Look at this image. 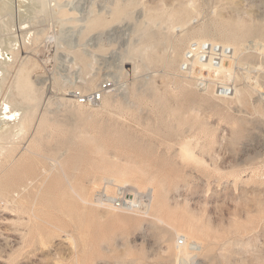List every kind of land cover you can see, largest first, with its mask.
Instances as JSON below:
<instances>
[{"label":"rangeland","instance_id":"obj_1","mask_svg":"<svg viewBox=\"0 0 264 264\" xmlns=\"http://www.w3.org/2000/svg\"><path fill=\"white\" fill-rule=\"evenodd\" d=\"M40 1L48 5L42 11L34 6L35 23L31 16H11L13 40L3 32L5 17L0 15L3 44L12 42L0 56V124L14 125L23 104L33 113L22 135L15 136V130L9 145L7 139L0 141V146H10L9 153L0 150V187L10 183L17 189L15 194L4 189L15 198V209L0 198V264H176L177 241L183 237L177 234L199 243L191 264H264V0H194L201 16H191L188 32L217 24L221 15L228 23L237 18L245 20L247 28L251 23L252 34L259 29L261 35L251 34L249 40L254 41L237 53L236 85L247 92L240 102L195 91L178 72L188 47L169 46L179 30L149 23L160 7L169 11L189 0ZM117 7L128 10L116 16ZM99 18L102 22H96ZM32 31L28 43L25 34ZM155 35L161 39L155 40ZM172 56L177 60L170 68L166 62ZM28 60L29 81L38 93L35 104L24 101L15 89L16 71ZM107 79L115 85L98 105L74 102L71 92L86 94ZM5 100L16 102L15 109L7 110ZM185 144L191 158L181 150ZM29 156L33 162H27ZM112 173L126 177L139 192L158 195L162 205L157 200L155 209L151 206L145 214L91 205L94 184L105 177L115 180ZM23 175L35 193L27 188L25 192ZM15 177L17 182L22 177L18 183L24 188L18 183L21 187L15 188ZM84 189L89 207L78 204L86 197ZM48 190L60 193L53 199ZM75 192H82L81 198ZM45 197L53 202L45 204ZM32 223L38 231H31ZM26 233L35 235L30 236L33 242ZM42 235L45 240L40 242ZM22 236L28 237L24 241Z\"/></svg>","mask_w":264,"mask_h":264},{"label":"bare ground","instance_id":"obj_2","mask_svg":"<svg viewBox=\"0 0 264 264\" xmlns=\"http://www.w3.org/2000/svg\"><path fill=\"white\" fill-rule=\"evenodd\" d=\"M44 1V0H43ZM52 2L54 1L55 2V4H57L58 3V1L59 0H51ZM38 4V9H39V11H42L47 5H48V3L45 1V2H42V1H40V0H0V15H3V16H1L2 18L3 17H5L4 18V20H2V22H4V29H3V32L5 31V33L7 32L8 33V35H9V39H10V37H11V39L13 40L15 37H13V35H10V34H12V33H9V32H11V26H10V24H9V22H11V16L12 15H14L15 17H20L21 19L22 18H26L27 16H31L32 18H33V23H35V20H38V18H37V16H34L33 17V15H35L36 13H37V8H35L34 6L35 5H37ZM128 4V3H127ZM126 4V5H127ZM130 4V3H129ZM124 6V5H123ZM131 7V6H130ZM129 8V7H128ZM157 8H159V7H157ZM45 10V9H44ZM128 10V9H127ZM126 9H122V7H117L116 9H115V12H114V14L116 15V16H122L124 13H125V11H127ZM154 12V11H153ZM155 14V15H154ZM154 14H152V18L150 19V22L149 23H152L151 25H154L153 23H155V24H157V23H159V24H165V26H168V31L170 30V32H174L175 30H176V28L179 30V37H178V39L177 40H175V41H171L169 44V46H171L170 48H172V47H174L176 50H177V48H179V47H182V46H187V47H190V46H192V44H194V43H197V42H212V43H219V44H223V45H226V46H229L230 48H232L233 50H234V57H233V59H231V60H229V61H227L226 63H224V65L222 66V68L217 72V74L218 75H220V76H222L223 78H224V80L225 81H227V82H231V83H233V85H234V95L232 96V97H230V98H226V99H220V100H224V101H226V100H228V99H235L236 100V102L239 100V97L241 96V94H243V92L245 93V94H247V92L245 91V89H238L237 87V85H236V76H238V74H237V71H236V68H237V66H238V64H240V62H239V57H238V55H237V53H239V52H241V51H245L244 49H245V47L247 46V44L249 43V41H254V37L253 36H255L256 34H257V32H258V34H260L259 33V29L258 30H256L255 32L256 33H253V34H255V35H253L252 34V30L251 29H249V28H251V23L249 24L250 25V27L249 28H247L246 27V21L245 20H241V19H239V18H237L235 21H233V19L231 20L233 23H231V22H229V23H231V24H229L228 23V21L229 20H227V22L224 20V18H222L223 16L221 15V16H219V15H217V16H219L218 18H219V20H221V21H218V23L217 24H215V25H206V24H204V25H201L202 23H204V22H202V23H200V27L198 28V29H194L193 31H192V29H191V32H188V27L189 26H191L190 24H191V16L193 15H195V18H198V17H200L201 16V13L198 11V7L196 6V4H195V2H194V0H189V4H186V5H179L178 7H176L175 9H171V10H163L162 9V7H160V9L159 10H157V12L155 11V13ZM213 14H215V11L213 12ZM124 16V15H123ZM149 16H151V13L149 14ZM96 19V18H95ZM194 19V18H193ZM93 21H94V19H93ZM92 21V22H93ZM248 21V20H247ZM38 22V21H37ZM96 22H102V20L99 18V19H97L96 20ZM193 25V24H192ZM253 25V24H252ZM263 28V27H262ZM252 29H254L253 27H252ZM2 30V29H1ZM262 30H264V29H262ZM252 31V32H251ZM261 31V30H260ZM35 32L34 31H32V32H27L25 35H26V37L28 36V39H26V40H28V41H26V42H28L29 43V39H30V37H32L33 35L32 34H34ZM262 33V32H261ZM251 34L253 35L252 37V40H249V37H251ZM258 34H257V36H258ZM3 35V34H2ZM2 35H1V39L3 38L2 37ZM162 35V34H161ZM261 35V34H260ZM156 37H155V40H157L158 41V39L160 38L161 39V37H159L158 35H155ZM163 37V36H162ZM165 37V36H164ZM24 38V37H23ZM167 38V37H166ZM261 39V41L262 42H264V36L263 37H260ZM0 39V56H3V54H2V50L3 49H5V50H8L11 46H12V42L10 41V43H7V44H3V39L1 40ZM159 39V40H160ZM167 40H169V39H167ZM167 40H165V41H167ZM9 42V41H8ZM24 42H25V40H24ZM25 42V43H26ZM258 42V41H257ZM259 43H260V41H259ZM258 43V44H259ZM257 44V43H256ZM261 44H263V43H261ZM264 45V44H263ZM175 50V51H176ZM179 50V49H178ZM139 51V50H138ZM178 52V51H177ZM138 53V52H137ZM134 54H135V52H134ZM239 54H241V53H239ZM182 56V55H181ZM4 57V56H3ZM168 57V56H167ZM170 58H172V59H169L170 61H167V60H165V62L168 64H166L167 66H169L170 68H172V66L171 65H173V63H174V59H173V56L172 57H170ZM175 60H177V59H175ZM32 63V62H31ZM30 63V64H31ZM29 60H28V63H24V64H22L18 69H17V71H16V75H15V79H16V82H15V89H16V92L20 95V96H22V98H23V100L24 101H26V102H31V103H33V102H35V103H37V100H38V93H37V91L35 90V88H34V86L32 85V83L29 81V71H30V69L31 68H29ZM174 65H175V63H174ZM1 66L2 65H0V68H1ZM173 67H175V66H173ZM179 68V67H178ZM1 72V71H0ZM178 72H179V69H178ZM179 74H181V73H179ZM181 76L186 80L187 79V81H189L190 83H191V81L188 79V78H186L185 76H183L182 74H181ZM180 76V77H181ZM182 78V79H183ZM183 79V80H184ZM189 83V84H190ZM191 85H192V83H191ZM192 87H193V85H192ZM194 88V87H193ZM195 90V89H194ZM196 91V90H195ZM198 92V91H197ZM200 93V92H199ZM201 94H207V95H210V96H213V95H211V94H209V93H201ZM244 95V94H243ZM214 97V96H213ZM243 97V96H242ZM5 102H6V100H5ZM75 102V101H74ZM238 102H240V101H238ZM3 103V102H2ZM30 103V104H31ZM35 103H33V104H35ZM15 104H16V102H15ZM15 104H10V103H7L6 102V104H4V106L6 107V109L7 110H9L10 108H14V106L13 105H15ZM23 104V102L21 103V105ZM20 105V106H21ZM16 106V105H15ZM23 106H25L24 104L19 108L21 111H20V114L19 115H15V117H14V119H16V116H18L17 118H18V120L15 122V124L14 125H11V126H9L8 125V123H5V121H3L5 124H0V141H4V139H7V140H5V141H7V144H5V142H1V144L3 143V144H5V145H9L10 143H8L9 141H8V139H10V137L12 136L10 133H13V131H15L16 130V135L15 136H17V135H19V134H23L24 133V131H25V129L31 124V122H32V120H33V113H31V112H29V109L27 108V106H26V108H27V110H25L24 108L25 107H23ZM5 107H3V108H5ZM18 107V106H17ZM17 107H16V109H17ZM23 107V108H22ZM15 109V108H14ZM0 110H1V108H0ZM4 109H2L1 111H3ZM6 110V111H7ZM5 111V112H6ZM16 111V110H15ZM13 112V110H12V112L13 113H15V114H17L16 112ZM9 112V111H8ZM19 112V111H18ZM1 113V112H0ZM4 113V112H3ZM4 114H6V113H4ZM4 114H2L3 116H5ZM8 114V113H7ZM9 114H11V113H9ZM7 117V116H6ZM4 118V117H3ZM10 118V117H9ZM0 119H1V117H0ZM15 121V120H14ZM11 123V122H10ZM8 125V126H7ZM6 126V127H5ZM2 144V145H3ZM4 145V147L3 146H0V150L2 149V148H6V146ZM11 145H14V144H12L11 143ZM10 147V146H9ZM9 147H7V148H9ZM14 147V146H13ZM5 149L6 151L8 150V149ZM11 149V148H10ZM14 149H15V147H14ZM2 150H4V149H2ZM1 150V152H6L5 150L4 151H2ZM183 152H184V154L187 156V158L188 157H192L193 155H192V153L190 152V150L188 149V146H187V144H185V145H183L182 146V149H181ZM9 151L10 150H8L7 152L9 153ZM12 151V150H11ZM0 152V153H1ZM6 152V153H7ZM33 152V151H32ZM13 153V152H12ZM2 154V153H1ZM4 154V153H3ZM5 155V154H4ZM3 155V156H4ZM9 156V155H8ZM8 156H6L5 155V158H6V162L8 161L9 162V158H8ZM4 158V157H3ZM32 159V161L30 160V159ZM8 159V160H7ZM14 159V158H13ZM13 159H10V160H13ZM26 159V158H25ZM5 160V159H4ZM3 160V161H4ZM14 161V160H13ZM13 161H12V163H13ZM26 161H27V159H26ZM33 162V158L31 157V156H29L28 157V161L27 162ZM11 162V161H10ZM24 162H25V160H24ZM20 164H22L21 162H20ZM27 164V163H26ZM30 164V163H29ZM71 164V163H70ZM4 165V164H3ZM9 165H11V163L9 164ZM24 164H22V166H23ZM109 165H111V164H109ZM8 166V165H7ZM21 166V168H20V166H19V168H20V170H21V172H23V173H25L24 171H22L23 170V167ZM107 166V165H106ZM106 166L105 167H103L104 169H106ZM2 167V166H1ZM10 167V166H9ZM26 166H24V168H25ZM8 168V167H7ZM10 168H12V169H14V167H10ZM18 168V167H17ZM35 168V167H34ZM102 168V169H103ZM111 168V167H110ZM2 169V168H1ZM9 169V168H8ZM96 169V168H95ZM98 170H99V167L97 168ZM101 169V168H100ZM121 169L123 170V168L121 167ZM3 170V169H2ZM1 170V171H2ZM7 170V169H6ZM11 170V169H10ZM9 170V171H10ZM16 170H19V169H16ZM26 170V169H25ZM35 170V169H34ZM120 170V169H119ZM121 170V171H122ZM14 171H15V169H14ZM29 171V170H28ZM28 171H26V173H25V175L27 174V172ZM31 171H33V170H31ZM111 171V170H110ZM109 171V172H110ZM120 171V172H121ZM125 171V170H124ZM4 171H2L1 172V174L3 173ZM8 172V171H7ZM13 171H11V172H8V173H12ZM20 172V171H19ZM19 172H17V173H19ZM20 172V173H21ZM35 172V171H34ZM95 172H97V171H95ZM94 172V173H95ZM99 172V171H98ZM98 172H97V174H98ZM108 172V171H107ZM114 172V171H113ZM23 173H21V174H23ZM31 172H29L28 174H27V176H33L32 175V173L30 174ZM36 173V172H35ZM116 173V172H115ZM115 173L113 174L114 175V177H116V178H119L120 180H122V182L121 183H118V182H116V178H115V180L114 179H112V178H110V179H112V180H114L117 184H119V185H121V186H129L127 183V180H125V178H123L122 176H120V174L119 175H115ZM124 173V172H123ZM128 173V172H127ZM139 173V172H138ZM6 174V173H5ZM8 175V177L10 176V179H11V177H12V175ZM20 174V175H21ZM34 174V173H33ZM37 174V173H36ZM15 175H16V173H15ZM14 175V176H15ZM20 175H18L19 176V178H20ZM88 175V174H87ZM86 175V176H87ZM89 175H92L91 173L89 174ZM98 175H100V172H99V174ZM98 175H92V177H97ZM112 175V176H113ZM121 175H122V173H121ZM3 176H4V173H3ZM3 176L1 177L2 178V180H5V178L3 179ZM7 176V175H6ZM6 176H4V177H6ZM17 175H16V177H18ZM22 176V175H21ZM24 176V175H23ZM26 176V177H27ZM36 176H38V175H36ZM141 176V175H140ZM8 177L6 178V179H8ZM15 177V178H16ZM90 177V176H89ZM99 177V176H98ZM113 177V178H114ZM24 178V180H23V184H24V181L25 182H27L28 180L26 179L25 180V176L23 177ZM32 179L33 178H35V175L33 176V177H31ZM105 178H109V177H105ZM10 179H8V181L10 180ZM12 179H14V178H12ZM11 179V180H12ZM31 179V180H32ZM95 179V178H94ZM104 179V178H103ZM142 179V178H141ZM30 180V181H31ZM143 180V179H142ZM7 181V180H6ZM5 181V182H6ZM22 182V177H21V180H19L18 182ZM34 181V180H33ZM133 181V180H132ZM11 182V181H10ZM17 182V178L15 179V183H14V186L15 185H17L19 188L21 187V186H19L18 184H20V183H18ZM35 182V181H34ZM142 182H144V181H142ZM9 183V182H8ZM8 183H5V185H7ZM16 183H18V184H16ZM141 183V182H140ZM1 184H2V182H1ZM26 184V186L28 185V182L27 183H25ZM30 185H31V182L29 183ZM142 184V183H141ZM4 185V184H3ZM20 185H22V184H20ZM29 185V186H30ZM34 185V184H33ZM95 185V187H96V184H94ZM143 185V184H142ZM23 186V185H22ZM32 186V185H31ZM59 186V185H58ZM81 186H83V185H80V187ZM155 186V185H154ZM1 187H4V186H2L1 185ZM0 187V198H4V199H2L3 201L5 200L6 201V203L5 204H9V202H10V204H11V202H12V205L14 204L13 202H14V200L12 201V199H15V198H13V197H11V198H9V193L10 192H5V190L4 189H6V187L8 188L7 190H9V188H10V191L12 190L11 189V187L12 186H10V183H9V187L8 186H5L4 188H1ZM25 186H23V188H24ZM34 187H35V185H34ZM33 187V188H34ZM84 187V186H83ZM94 186H93V188H95ZM131 187V186H130ZM15 188H16V186H15ZM18 188V189H19ZM28 189V186L27 187H25V189ZM55 188H57V187H55ZM85 188V187H84ZM24 189V190H25ZM27 189H26V191L25 192H27ZM38 189V188H37ZM79 190H81V189H83V188H78ZM87 189V188H86ZM86 189H84V194L81 192L80 194L82 195L83 194V196L85 195V193L86 192H88ZM152 189V188H151ZM4 190V191H3ZM13 190H17V189H13ZM12 190V191H13ZM22 189H20V192H22L21 191ZM28 190H33V189H31V188H29ZM50 190H52L51 188H50ZM59 190H61V189H59ZM59 190H58V192H59ZM85 190H86V192H85ZM12 191H11V193H12ZM30 191L28 192V194L30 193ZM78 191V190H77ZM76 191V192H77ZM83 191V190H82ZM159 191V190H158ZM5 192V193H4ZM17 191H13V194H15ZM24 192V191H23ZM24 192V193H25ZM32 192H34V190L32 191ZM36 192H37V190H36ZM46 192H48L49 193V195L51 194V192H54V191H46ZM58 192H56V193H54L55 195H52L53 196V199H54V196H56V194L58 193ZM75 192V194H76V198H78L77 196H80V194L79 195H77V193ZM80 192V191H79ZM157 192V191H156ZM35 193V192H34ZM60 193V192H59ZM63 193V192H62ZM157 193H159V192H157ZM22 194V193H21ZM32 194V193H31ZM38 194V193H37ZM41 194V193H40ZM39 194V196H41ZM46 194V193H45ZM65 194V193H64ZM67 194V193H66ZM17 195H20V193H17ZM16 195V196H17ZM25 194H23V196H24ZM61 195H63V194H61ZM11 196V195H10ZM16 196H14V197H16ZM28 196V195H27ZM26 196V197H27ZM47 196V195H46ZM158 196V195H157ZM157 196L155 197V195L154 194H151V199H150V203H149V210H151V206H153L154 207V209H155V205L157 204V200H158V202H160L159 204H161L162 205V201L160 200V199H158L157 198ZM21 197H22V195H21ZM29 197V196H28ZM36 197V196H35ZM42 198H44L43 197V195L41 196ZM49 197H51V196H48V198ZM59 197V196H58ZM57 197V198H58ZM66 197V195L63 197V199ZM74 197V198H75ZM20 198V197H19ZM40 198V197H39ZM38 198V199H39ZM41 198V199H42ZM46 198V197H45ZM56 198V197H55ZM56 198V200H58ZM80 198H81V196H80ZM90 198V197H89ZM157 198V199H156ZM160 198V197H159ZM28 199V198H27ZM34 199H37V198H34ZM49 199H51V198H49ZM66 199H68L69 201H70V199H72L70 196L68 197V198H66ZM79 199V198H78ZM19 200H21V199H19ZM26 200V199H25ZM59 200H61L60 198H59ZM76 200V199H75ZM160 200V201H159ZM4 201V202H5ZM17 201V200H16ZM24 200H22V202H23ZM43 201V200H42ZM46 202L47 201H50V200H47V198H46V200H45ZM44 201V202H45ZM69 201H65V204H67L66 202H69ZM78 200H76L75 202H77ZM80 201H82V203H78V204H85L86 206H88L87 204H90L92 201L91 200H89L88 199V195H87V193H86V197H82V199L80 200ZM91 201V202H90ZM3 202V203H4ZM18 202H20V201H18ZM17 202V203H18ZM25 202V201H24ZM31 202V201H30ZM36 202V201H35ZM37 202H39V201H37ZM50 202H53V201H50ZM61 202H63V200L61 201ZM74 202V203H75ZM162 202V203H161ZM2 203V204H3ZM28 203V202H27ZM32 203V202H31ZM49 202H47V203H45V204H48ZM64 203V202H63ZM62 203V204H63ZM4 204V205H5ZM9 204V205H10ZM25 204V203H24ZM54 204V203H53ZM53 204H52V209H54L53 211H55V208H56V206H54L55 208H53ZM69 204V203H68ZM67 204V205H68ZM1 205V204H0ZM8 205V207H12V205H10L9 206ZM15 205V204H14ZM13 205V206H14ZM35 205H36V203H35ZM50 205H51V203H50ZM49 205V206H50ZM55 205V204H54ZM57 205H59L58 203H57ZM71 205V204H70ZM91 205H93V203L91 204ZM18 206L19 207H17V209L18 208H20V204L18 203ZM27 206H30V205H27ZM77 206V205H76ZM86 206H82V208H85ZM1 207H2V205H1ZM5 207V206H4ZM15 207L16 206H14L13 208L15 209ZM21 207H23L22 205H21ZM31 207V206H30ZM32 207H33V204H32ZM43 207H45V206H43ZM59 207V206H58ZM61 207V206H60ZM72 208H74L73 206H71ZM80 207V206H79ZM89 207V206H88ZM152 207V208H153ZM164 207V206H163ZM34 208V207H33ZM62 208V207H61ZM71 208V209H72ZM97 208V207H96ZM100 208V207H99ZM10 209H12V208H10ZM26 209V208H25ZM65 209H66V207H65ZM64 209V210H65ZM75 209H76V207H75ZM75 209H74V211H75ZM80 209V208H79ZM109 209H113V208H109ZM13 210V209H12ZM19 210H21V208L19 209ZM27 210H28V208H27ZM33 210V209H32ZM56 210H58V209H56ZM73 210V209H72ZM113 210H118V209H113ZM122 210V209H121ZM23 211H25V210H23ZM22 211V212H23ZM36 211V210H35ZM59 211H60V209L57 211L58 213H59ZM110 211V210H109ZM147 211V210H146ZM145 211V212H146ZM153 211H155V210H153ZM20 212V211H19ZM26 212V211H25ZM38 212V211H37ZM36 212V213H37ZM66 212V211H65ZM69 212H71V213H73L72 211H69ZM68 212V213H69ZM75 212H77V211H75ZM113 211H111V213H112ZM147 212H149V211H147ZM166 212V211H165ZM164 212V213H165ZM27 213V212H26ZM31 213V212H30ZM41 213V212H40ZM61 213V212H60ZM45 215H46V213H44ZM114 214H115V212H114ZM145 214V213H144ZM156 214V213H155ZM37 215H39L38 213H37ZM40 215H42V214H40ZM50 215V214H49ZM110 215H112V214H110ZM150 215V214H149ZM24 216H25V214H24ZM34 216V214L32 215V217ZM113 216V215H112ZM26 217V216H25ZM35 217V216H34ZM37 218V217H36ZM35 218V219H36ZM46 218H47V215H46ZM69 218V217H68ZM26 219H27V217H26ZM37 219H39V218H37ZM125 219V218H124ZM29 220V219H28ZM27 220V221H28ZM42 220V219H41ZM43 220H44V218H43ZM46 220V219H45ZM48 220V219H47ZM116 220V219H115ZM126 220V219H125ZM155 220H157V222H160V224L161 223H163V221H162V219H161V217L160 216H158V215H155ZM39 221H40V219H39ZM39 221H36V222H39ZM29 222V221H28ZM49 222V221H48ZM30 223H31V221H30ZM43 223H44V225H47L44 221H43ZM28 224V223H27ZM49 224H50V222H49ZM32 225V228H31V231H32V229H34L33 227V223L31 224ZM52 225V224H51ZM59 225V224H58ZM35 226H36V224H35ZM38 226V225H37ZM48 226H50V225H48ZM55 226V225H54ZM60 226V225H59ZM29 227V226H28ZM51 227V226H50ZM52 227H53V225H52ZM51 227V228H52ZM39 228V227H38ZM55 228V227H54ZM56 228H58V227H56ZM29 229H30V227H29ZM36 230H37V227L35 228ZM34 229V230H35ZM59 230H60V228H58ZM175 229H176V227H175ZM28 230V229H27ZM39 230H40V228H39ZM62 230V229H61ZM29 231V230H28ZM31 231H30V233H31ZM38 231V230H37ZM24 232H26V230L24 231ZM57 232H61V231H57ZM64 232V231H63ZM28 233V232H27ZM26 233V235H28L29 236V234H27ZM37 234H39V236H40V233H37ZM25 235V234H24ZM25 235V236H26ZM33 235V234H32ZM32 235L30 234V236L32 237ZM179 237L180 236H183V237H185L184 239H185V241H186V243L184 244V245H182V246H177V251H176V253H175V256H176V264H191L193 261H194V258L196 257L195 256V253H197V249H198V245H199V243H194L193 242V244H196V246L195 247H192L191 246V244L192 243H190L189 241H188V238H187V236H185V235H183V234H177ZM25 236H22V238H23V240L24 239H27V237L26 238H24ZM29 236V238H31ZM34 237H35V235H33ZM69 236V235H68ZM34 237H32V238H34ZM31 238V240L32 241H30L29 240V243L30 242H33V240L34 239H32ZM36 238H38V236L36 237ZM40 238V237H39ZM43 238H44V240H45V237H43V235H42V239L40 238V239H38L39 241L40 240H42V241H44L43 240ZM69 238H71V237H69ZM73 239V238H72ZM191 239V238H190ZM38 240L36 241V242H38ZM25 241V240H24ZM41 242V241H40ZM178 242V241H177ZM197 242V241H196ZM27 243V242H26ZM39 243V242H38ZM46 243V242H45ZM22 244H23V242H22ZM25 244V243H24ZM32 244V243H31ZM44 244V243H43ZM70 244H71V241H70ZM73 244V243H72ZM35 245V244H34ZM28 246H30V245H28ZM40 246H41V244H40ZM26 247V246H25ZM27 248H30V247H27ZM22 249H23V247H22ZM77 260L75 261V262H78V258H76ZM73 260H75V259H73ZM75 262H73V263H75ZM78 264V263H77Z\"/></svg>","mask_w":264,"mask_h":264},{"label":"built area","instance_id":"obj_3","mask_svg":"<svg viewBox=\"0 0 264 264\" xmlns=\"http://www.w3.org/2000/svg\"><path fill=\"white\" fill-rule=\"evenodd\" d=\"M233 57L234 50L229 46L197 42L182 53L178 65L179 73L188 78L194 89L200 93H209L219 99L230 98L234 95V85L225 81L217 72ZM40 62L44 66L47 58L43 55ZM114 85L113 80L107 79L100 82L91 92L84 94L75 90L70 94L78 105L96 106ZM150 198V190L139 192L130 186H121L110 178H104L93 188L91 199L94 206L102 209L113 208L144 213L148 209ZM185 243L183 237L178 239L179 246ZM191 246L195 247L196 244L192 243Z\"/></svg>","mask_w":264,"mask_h":264}]
</instances>
